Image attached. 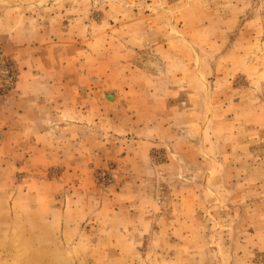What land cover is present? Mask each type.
I'll use <instances>...</instances> for the list:
<instances>
[{
	"label": "rangeland",
	"instance_id": "rangeland-1",
	"mask_svg": "<svg viewBox=\"0 0 264 264\" xmlns=\"http://www.w3.org/2000/svg\"><path fill=\"white\" fill-rule=\"evenodd\" d=\"M0 48V264H264V0H0Z\"/></svg>",
	"mask_w": 264,
	"mask_h": 264
},
{
	"label": "crops",
	"instance_id": "crops-1",
	"mask_svg": "<svg viewBox=\"0 0 264 264\" xmlns=\"http://www.w3.org/2000/svg\"><path fill=\"white\" fill-rule=\"evenodd\" d=\"M43 96H44L43 93H38V92H35V91L33 93L30 92V102H29V105H26L25 108H28V109H30L32 111L30 113L32 114V116H34L33 119L36 122H38V124L41 123L43 125V127H46V125L48 123L45 120H41L40 119V115H41L42 111L49 110L50 108H53L54 109L55 115H58V112H60V115L58 116V118L61 121H63L62 120L63 118L66 119V117H63V112H64V110H63V107H64L63 101L61 100L59 102H56L55 105H53L52 103H47L48 102V99H49L48 98L45 103H42L43 104V107H42V104H40V102L41 101L44 102L43 101ZM60 99H62V98H60ZM22 100H23V97L20 94L19 95V103L17 104V109L18 110H17V113H16L18 115V117H19L18 121H20V122H21V118H22V116L24 114V111H22V109H21V105L23 103ZM56 111H58V112H56ZM32 123H33V120L31 121V123H29V125L31 127H32ZM19 124L21 126V123H19ZM50 124L51 123H49L48 125H50ZM39 136H41V134H38V135L35 136V138H36L35 141L36 142H37V139L39 138ZM32 141H34V140L32 139ZM146 144H147L146 145L147 146V149H150V148H152L154 146L153 143H146Z\"/></svg>",
	"mask_w": 264,
	"mask_h": 264
},
{
	"label": "built area",
	"instance_id": "built-area-1",
	"mask_svg": "<svg viewBox=\"0 0 264 264\" xmlns=\"http://www.w3.org/2000/svg\"><path fill=\"white\" fill-rule=\"evenodd\" d=\"M0 79L6 88L12 89L16 86L18 79L17 64L9 59L0 48Z\"/></svg>",
	"mask_w": 264,
	"mask_h": 264
}]
</instances>
